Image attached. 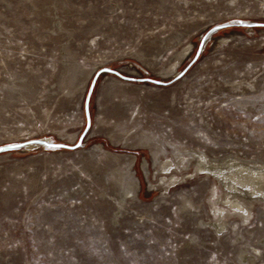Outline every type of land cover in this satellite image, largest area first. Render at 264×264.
Wrapping results in <instances>:
<instances>
[{
	"label": "rangeland",
	"instance_id": "1",
	"mask_svg": "<svg viewBox=\"0 0 264 264\" xmlns=\"http://www.w3.org/2000/svg\"><path fill=\"white\" fill-rule=\"evenodd\" d=\"M41 139L80 146L0 153V264H264L202 168L264 169V0H0V147Z\"/></svg>",
	"mask_w": 264,
	"mask_h": 264
},
{
	"label": "bare ground",
	"instance_id": "2",
	"mask_svg": "<svg viewBox=\"0 0 264 264\" xmlns=\"http://www.w3.org/2000/svg\"><path fill=\"white\" fill-rule=\"evenodd\" d=\"M202 168L205 173L214 175L225 185L227 193L223 201L236 210H244V199H264V169L244 163L218 165L205 159ZM231 195H235L234 198ZM214 227L220 231L223 224L215 223Z\"/></svg>",
	"mask_w": 264,
	"mask_h": 264
},
{
	"label": "water",
	"instance_id": "3",
	"mask_svg": "<svg viewBox=\"0 0 264 264\" xmlns=\"http://www.w3.org/2000/svg\"><path fill=\"white\" fill-rule=\"evenodd\" d=\"M234 24H237V23H234ZM231 25L232 24L219 25V26L214 27L212 30H210L209 33L205 37H203L201 45H200L199 50H198V55L197 56H199L200 53L202 52L203 47H204L208 37L212 33L216 32V31H218V30H220L222 28L231 26ZM237 25L246 26V27L260 26V24L253 23V22H241V23H239ZM182 74L183 73H178L174 77L173 80L180 78ZM121 77H123L124 79H128V80H135V79H132V78H126L124 76H121ZM139 81H146V82H150V83H154V84H158V85L167 84L166 82H164L162 80L157 81V80H153V79H141ZM94 84L95 83L92 84V87H91V90H90V93H89L88 99H87V116H88L89 124L91 122L90 113H89V102H90V97L92 95V91H93V88H94ZM78 146H80V143L78 145H76V146H68V145H65V144L54 143V142H52L51 140H48V139H41V140H34V141L26 142V143H17V144H10V145L2 146V147H0V153L15 152V151L31 149V148H35V147H44V148H53V149H60V148L75 149Z\"/></svg>",
	"mask_w": 264,
	"mask_h": 264
}]
</instances>
